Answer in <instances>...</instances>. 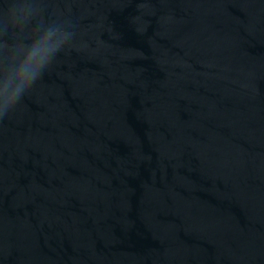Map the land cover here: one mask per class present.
Returning a JSON list of instances; mask_svg holds the SVG:
<instances>
[{"label":"water","instance_id":"water-1","mask_svg":"<svg viewBox=\"0 0 264 264\" xmlns=\"http://www.w3.org/2000/svg\"><path fill=\"white\" fill-rule=\"evenodd\" d=\"M26 48L0 264H264V0H0Z\"/></svg>","mask_w":264,"mask_h":264},{"label":"clouds","instance_id":"clouds-1","mask_svg":"<svg viewBox=\"0 0 264 264\" xmlns=\"http://www.w3.org/2000/svg\"><path fill=\"white\" fill-rule=\"evenodd\" d=\"M55 25L47 26V27H41L40 34L36 37V42L39 43V41L43 38V34L48 31L50 28H55ZM27 53L28 49L26 48L19 57H17L13 63L12 68L9 71H6L3 75H0V89L5 90V96H6V90L9 85V81L13 83H19V77L17 76V69L19 66L24 63L27 59ZM51 55H49L47 58H45L39 65L35 66L33 69V76H32V82L37 78V76L43 71V69L47 66V64L50 62ZM21 87H26V85H21ZM4 97H0V99H3Z\"/></svg>","mask_w":264,"mask_h":264}]
</instances>
